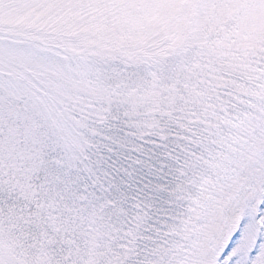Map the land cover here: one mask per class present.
I'll list each match as a JSON object with an SVG mask.
<instances>
[{
    "label": "snow or ice",
    "instance_id": "snow-or-ice-1",
    "mask_svg": "<svg viewBox=\"0 0 264 264\" xmlns=\"http://www.w3.org/2000/svg\"><path fill=\"white\" fill-rule=\"evenodd\" d=\"M0 264H264V0H0Z\"/></svg>",
    "mask_w": 264,
    "mask_h": 264
}]
</instances>
